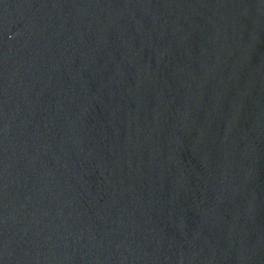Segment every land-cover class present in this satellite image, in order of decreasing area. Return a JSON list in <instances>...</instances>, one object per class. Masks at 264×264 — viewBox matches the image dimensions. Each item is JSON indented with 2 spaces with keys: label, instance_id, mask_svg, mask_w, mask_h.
Returning a JSON list of instances; mask_svg holds the SVG:
<instances>
[{
  "label": "water",
  "instance_id": "95a60500",
  "mask_svg": "<svg viewBox=\"0 0 264 264\" xmlns=\"http://www.w3.org/2000/svg\"><path fill=\"white\" fill-rule=\"evenodd\" d=\"M0 264H264V0H0Z\"/></svg>",
  "mask_w": 264,
  "mask_h": 264
}]
</instances>
